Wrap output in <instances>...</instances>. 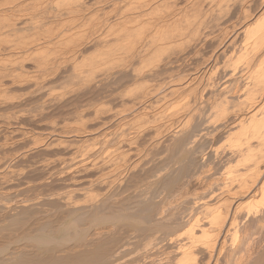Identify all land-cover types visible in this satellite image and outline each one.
<instances>
[{
    "label": "bare ground",
    "instance_id": "bare-ground-1",
    "mask_svg": "<svg viewBox=\"0 0 264 264\" xmlns=\"http://www.w3.org/2000/svg\"><path fill=\"white\" fill-rule=\"evenodd\" d=\"M262 242L264 0H0V264Z\"/></svg>",
    "mask_w": 264,
    "mask_h": 264
},
{
    "label": "rangeland",
    "instance_id": "rangeland-1",
    "mask_svg": "<svg viewBox=\"0 0 264 264\" xmlns=\"http://www.w3.org/2000/svg\"><path fill=\"white\" fill-rule=\"evenodd\" d=\"M27 1H28V0H27ZM109 9H110V8H109ZM109 9L107 8V10H103V11H106L105 14H106L108 17L110 16V19H111L112 17L115 16V12H114V11H111V10H109ZM186 11H187V9H186V8H183V9L177 14V16L179 17L180 15H183ZM93 13H95V14L97 13V14L99 15V17H102L103 15L105 16V14H104L103 12H102V13H103V15H102L101 10H97V9H96V11H94ZM91 14H92V12H91ZM97 14H96V15H97ZM22 15H23V13H22L21 15H19V16H22ZM24 15H25V17H24ZM24 15H23V17H22L21 19H22V21H23L24 24H25V21H24V20L27 19V20H26V22H27L28 19H29L30 17H29V15L26 16V15H27L26 13H24ZM80 15L82 16V19H83V18L86 17L87 13H86V12H85V14L80 13ZM73 16H74V15H73ZM73 16H70V18H72V19L75 20L76 17H77L78 15H75V16H76V17L74 16L75 18H73ZM81 16H79V17H81ZM83 16H85V17H83ZM77 18H78V17H77ZM78 19H79V21H80L81 18H78ZM111 20H112V19H111ZM77 21H78V20H77ZM77 21L75 20V23H76ZM81 21H82V20H81ZM81 21H80V22H81ZM76 24H78V22H77ZM76 24H75V25H76ZM79 24H80V23H79ZM22 25H23V24H22ZM26 25H27V24H26ZM71 25H72V24H71ZM23 26H24V25H23ZM73 26H74V24H73ZM207 50H208V49L205 48L204 51L207 52ZM204 188H205V187L203 186V187H201V188H195V189L192 188V189H189V190H187V195L192 197V196L195 195L196 193H200L201 191H203ZM262 244L264 245V242H262ZM263 245H262V248L264 247ZM262 248H261V249H262ZM263 250H264V248L262 249V251H263ZM263 252H264V251H263ZM259 254H261V253H259ZM259 254L255 255V257H254V261H255L256 258L258 259L257 256H258ZM262 254H264V253H262ZM262 254H261V255H262ZM261 255H259V259H258L259 261H258L257 259H256L255 262L253 261L255 264H256V263H258V264H261V263L264 264V262H263L264 259L262 258V257H264V255L261 257L262 259L260 258ZM260 259H261V261H260ZM253 262H252L251 264H253ZM218 264H223V262H219Z\"/></svg>",
    "mask_w": 264,
    "mask_h": 264
}]
</instances>
